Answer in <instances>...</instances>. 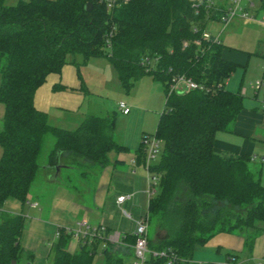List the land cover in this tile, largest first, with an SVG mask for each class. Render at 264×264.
I'll return each mask as SVG.
<instances>
[{"label":"trees","instance_id":"obj_1","mask_svg":"<svg viewBox=\"0 0 264 264\" xmlns=\"http://www.w3.org/2000/svg\"><path fill=\"white\" fill-rule=\"evenodd\" d=\"M219 2L126 0L106 11L100 0H18L9 6L0 0V264L31 259L18 243L23 218L2 210L6 200L28 202L38 173L49 182L56 167L57 178L61 171L82 167L77 175L87 179L107 165L108 153L126 151L112 138L113 116L87 115L75 129L64 130L49 125L46 113L33 106L35 91L48 75L59 74L67 57L76 70L91 58H105L124 92L144 76L161 86L164 104L154 132L161 152L151 167L158 183L146 216L147 225L165 233L150 245L164 256L150 263L188 264L194 247L215 234L253 231L247 246L263 231L256 226L264 221L259 170L246 155L212 151L214 134L231 133L242 110L239 91L225 88L236 67L222 58L226 47L211 35L202 37L207 24L217 22L230 5V0ZM256 2L264 13V0ZM176 76L202 89L168 93ZM45 136L52 145L41 169ZM136 159L142 162L140 145ZM70 239L69 232L57 230L47 254L50 263L91 264L100 240L91 238L70 253ZM104 260L109 264L108 255Z\"/></svg>","mask_w":264,"mask_h":264},{"label":"crops","instance_id":"obj_2","mask_svg":"<svg viewBox=\"0 0 264 264\" xmlns=\"http://www.w3.org/2000/svg\"><path fill=\"white\" fill-rule=\"evenodd\" d=\"M213 2L217 5L220 4L217 0ZM246 24L251 25L249 23ZM223 32L219 23L213 22L206 26L205 33L216 37L225 47L234 48V45L229 41L230 37H226L231 34H226L223 37L224 43L222 42ZM241 50L246 51L245 49ZM221 56L229 61L222 53ZM70 61V57H67L66 64L62 66L59 74L48 75L45 82L35 91L33 96V106L37 110L46 113L48 124L64 130L75 129L81 120L87 116L82 108L85 96L88 93L85 86L87 83L83 82L82 68L86 69L88 65L97 67L104 65L107 70L108 67L112 69L105 58H91L79 66L77 70ZM147 78L149 79L147 80L149 84L157 83L149 77ZM55 85L61 86V89L52 90ZM157 89L151 86V93L154 92L156 94ZM241 91H243L244 96L246 90L241 89ZM250 95L254 100L259 98V95L261 100L264 97L263 91L254 93L251 90ZM260 102L256 108L258 111H261L259 109ZM2 112L3 109L0 105V120ZM261 113L260 125L255 124L256 122L241 123L239 119L237 120V115L231 133L216 132L212 142V151L215 154L248 156L250 166L260 172V183H262L261 163H264V143L262 142L264 140V112L261 111ZM128 114L122 116L127 117ZM224 135H234L244 139V141L235 145L231 141L228 142ZM119 145L123 146L122 144ZM254 145L260 150V154L252 152ZM136 151L130 157H123L119 153L114 152H110L112 154L110 156V153L107 155L108 163L95 176L97 181L90 189H94L90 205H77L73 197L68 196V192L63 188H57L52 205L46 216H43L42 210L38 208L37 202L33 199L24 203L28 207L25 211H23L24 204L21 205L16 200L8 199L3 203V211L21 216L24 212L25 216H31L27 219L29 222L25 232L23 226L25 223L24 219L27 217L22 216V232L18 240L20 248L26 254H31L29 264L46 263L47 254L56 239L57 230L63 229L68 232L80 223H85L90 229L102 226L105 230L103 235L106 237L118 234L116 242L110 243L106 240L98 242L94 256L100 246L99 254L103 258L102 264H106L105 255L110 258L109 264H131L133 261L131 250L133 222L146 213L148 202L145 194V174H143L141 162L136 159ZM119 196L129 198L117 203L116 199ZM144 204L145 210L143 212ZM35 209L37 212H32ZM78 216H80L79 219ZM256 226L263 231L254 236L251 245L246 246L244 241L248 237H253V231L215 234L204 244L194 247L188 264H217L226 258H230L233 264H260V259L263 260L264 258V225L257 223ZM24 233L26 234L25 236ZM146 237L148 249L154 250L150 245L161 241L165 237V233L155 226L147 225ZM89 243V238H85L83 241L71 238L67 250L72 253L77 250L79 245L88 246ZM147 260L149 262L150 257L147 256ZM261 264L264 263L262 262Z\"/></svg>","mask_w":264,"mask_h":264},{"label":"rangeland","instance_id":"obj_3","mask_svg":"<svg viewBox=\"0 0 264 264\" xmlns=\"http://www.w3.org/2000/svg\"><path fill=\"white\" fill-rule=\"evenodd\" d=\"M17 1L18 0H4V5H14ZM217 1L219 2V0ZM252 2L255 6L254 9H256V17L260 19L264 13L262 11L258 12L256 0H252ZM248 13H250V11H248ZM222 30L224 31L222 38L226 34H231L226 37H230L229 41L234 45V48L226 46V48L222 50V55L236 66L233 73L225 82L226 89L233 93L237 91L240 93L241 89L246 90V94L244 96L242 95V110L238 114L237 120L239 119L241 123L256 122L255 124L260 125L262 113L256 110V108L261 101V96L259 95V98L254 100L250 95L251 89L249 86L255 81L261 80L262 57H264V29L258 25H248L240 18L234 17ZM222 42L224 43V38ZM241 49H245L246 51L244 52ZM106 68L107 67L104 65L98 67L88 65L86 69L82 68L83 82L85 81L87 83L85 86L88 91L82 108L85 115L100 117L113 116L114 128L112 138L115 142L122 144L126 148V151L119 153V155L130 157L131 154L139 148L141 136L154 135L159 114L163 109L164 95L160 84H149L147 81L149 79L145 76L134 81L130 89L124 92L120 88L113 70L108 67V71ZM151 86H153V88H158L156 94L154 92L151 93ZM118 102H122L128 107L129 114L127 117L122 116L116 109V104ZM224 136H226L225 138L228 142L231 141L235 145L244 141V139L234 135ZM51 145V138L45 136L38 158V164L41 165V169L44 167L45 156L51 148ZM259 151L256 145H254L252 152L260 154L261 152ZM110 155L112 154L110 153L109 156ZM159 159L160 154L158 153L154 161L151 162V165L157 164ZM261 166V184L264 186V163H261ZM141 168L143 174H145L144 168L142 166ZM75 169L76 170H71L69 172L61 171L60 176L57 178V173L60 169L56 167L53 174L54 180L52 179L53 181L49 182L46 181L47 179L44 178L41 173L37 174L35 181L31 185L29 198L37 202L38 208L42 210L43 216H46L50 209L57 188L66 190L68 196H72L77 205L87 206L92 203V191H94V189H90L94 186L97 179L93 175V172L87 175V179H81L77 174L82 171L83 168L75 167ZM69 186H72L74 190L69 188ZM156 190L157 188H155V191ZM27 208V205L24 204L23 211L27 210ZM144 210L145 204L143 206V212ZM32 212H37V210H32ZM22 216H25L24 212ZM30 217L31 216L24 219V232L27 230L29 222L27 219ZM79 218L80 216H78V219ZM258 224L264 225V221ZM25 235L24 233V236ZM99 251L100 246L91 264H102L103 258L99 254ZM46 259L47 261L44 264H51L49 259ZM262 262L264 263V261L260 259V264ZM29 263V261L25 262L22 256L17 264Z\"/></svg>","mask_w":264,"mask_h":264},{"label":"built area","instance_id":"obj_4","mask_svg":"<svg viewBox=\"0 0 264 264\" xmlns=\"http://www.w3.org/2000/svg\"><path fill=\"white\" fill-rule=\"evenodd\" d=\"M100 2L104 5L105 10L109 11L114 7H118L120 4L126 2V0H100ZM206 4L208 6H212L214 4L213 0H206ZM216 5V3H215ZM258 6V4H257ZM252 0H231L230 5L225 9L223 13L219 15L218 21L215 23H219L221 28L223 29L234 17H238L246 23L251 25H258L264 28V15L257 19L256 17V9ZM258 8V7H257ZM250 11V13H248ZM207 33H203L202 37L204 39L208 38ZM216 39V37H214ZM249 88L257 93L259 91H263L264 94V81H255L250 84ZM202 87L190 81L189 79L184 78L183 76H176L171 79V83L168 86V93H182L188 92L192 90H201ZM240 94L243 95V91H240ZM116 109L119 111L121 115H127L129 112L128 107L122 103L118 102L116 104ZM259 109L264 112V97L260 102ZM142 150V162L141 165L145 171V182H146V190L145 194L147 199L152 197L155 194V188L158 183V176L151 171V162L154 161L156 155L161 152V142L153 135L146 136L143 135L140 137L139 143ZM129 197L119 196L116 199L117 203H121L124 199ZM126 216V215H125ZM127 217V216H126ZM104 228L99 226L97 228L90 229L86 226L85 223H80L75 226L74 229L69 230L68 232L71 234V238H75L78 241H83L85 238H96L98 240H106L110 243L116 242L118 239V234H112L108 237L104 236ZM132 257L133 261L131 264H152L148 262L147 256L151 259H156L159 257H163V252H158L154 250H149L147 246V216L146 213L139 217L137 220L133 222V230H132ZM264 261V258H263ZM168 264V263H166ZM217 264H233L230 258H226L224 261Z\"/></svg>","mask_w":264,"mask_h":264},{"label":"water","instance_id":"obj_5","mask_svg":"<svg viewBox=\"0 0 264 264\" xmlns=\"http://www.w3.org/2000/svg\"><path fill=\"white\" fill-rule=\"evenodd\" d=\"M84 10H85V11H88V10H89V5H86V6L84 7ZM11 264H14V263L11 262Z\"/></svg>","mask_w":264,"mask_h":264}]
</instances>
